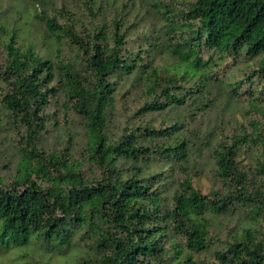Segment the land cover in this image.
I'll return each instance as SVG.
<instances>
[{
	"label": "trees",
	"instance_id": "trees-1",
	"mask_svg": "<svg viewBox=\"0 0 264 264\" xmlns=\"http://www.w3.org/2000/svg\"><path fill=\"white\" fill-rule=\"evenodd\" d=\"M8 1L0 139L11 129L20 158L8 183L0 176V256L264 264V231L251 227L264 221V0ZM27 25L39 39L25 41ZM124 84L145 97L128 119L148 120L115 135ZM54 104L80 120L78 158L72 138L44 148ZM209 165L220 186L204 195L194 179ZM236 214L245 225L228 240L210 235Z\"/></svg>",
	"mask_w": 264,
	"mask_h": 264
},
{
	"label": "rangeland",
	"instance_id": "rangeland-1",
	"mask_svg": "<svg viewBox=\"0 0 264 264\" xmlns=\"http://www.w3.org/2000/svg\"><path fill=\"white\" fill-rule=\"evenodd\" d=\"M3 3V6L8 8L11 7V3L8 0H0V5ZM27 34L24 37L25 41L27 40H37L38 37V26H30L27 25ZM43 53V52H41ZM158 63L160 65H168L170 60L168 58H159ZM227 75V73H225ZM230 76H232L230 74ZM116 104H115V122L113 125H110L108 130L113 132V134H117L120 128L126 122H142L148 120V118L140 119L138 117L128 119V115L137 109L139 105L145 100L143 94L134 88H129L128 85H125L120 88V90L115 95ZM58 110H56L55 104L52 105L48 111L56 114L58 116V126L52 125L51 122H48L47 132L43 136L44 140V148L45 150H58L62 151L65 147L68 146V140L72 138V154L74 157L78 158L80 151L83 148L82 140H84L83 130L81 127V123L79 118L71 111H65L58 106ZM239 121H242L237 116ZM132 120V121H131ZM160 125V119L153 123V126L158 127ZM6 133H2L0 139V176L2 177L4 183H8L15 174L16 163L20 158V154L17 150L16 145V134L12 132L11 129L5 130ZM70 137V138H69ZM240 162L242 166L245 168H250L255 165L254 156L243 155L240 158ZM211 165L207 168L199 169L201 170L198 175L194 179V185L198 190L207 195L211 190H216L219 188V184L214 179L212 172L210 170ZM91 172L88 168H84V170ZM241 214L236 215H225L222 217H218L213 221V226L210 230V235H216L220 241H226L229 239L228 231L231 229H235L238 226H244L245 223L241 220ZM256 229L264 231V221H261L259 224L252 225ZM214 230V231H213ZM213 231V232H212ZM217 243L214 244L213 249L217 248ZM210 257L211 252L208 254ZM73 255H63V257L57 256H40L37 252L31 249H24L23 251H15L9 252L4 256H0V264H72V260L70 259Z\"/></svg>",
	"mask_w": 264,
	"mask_h": 264
}]
</instances>
